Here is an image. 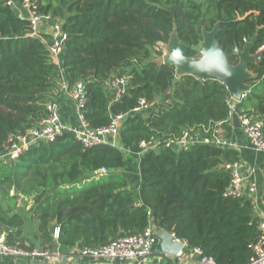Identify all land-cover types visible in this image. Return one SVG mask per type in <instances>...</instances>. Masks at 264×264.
Returning a JSON list of instances; mask_svg holds the SVG:
<instances>
[{
	"label": "trees",
	"instance_id": "trees-1",
	"mask_svg": "<svg viewBox=\"0 0 264 264\" xmlns=\"http://www.w3.org/2000/svg\"><path fill=\"white\" fill-rule=\"evenodd\" d=\"M5 2L0 0V156L6 142L46 118V105L63 85L68 92L78 83L85 94L83 119L91 128L127 114L119 124L120 146L138 154L141 143L159 142L140 159L136 193L120 176L124 152L108 144L84 148L70 133L38 141L14 160L0 158L5 243L28 251L54 245L78 250L152 226L214 264H246L260 230L251 200L226 194L231 176L224 166L237 162L238 153L208 143L185 150L164 146L184 131H206L209 139L214 127L229 133L232 97L222 83L176 77L173 66L156 59L173 32L187 55L198 57L202 33L215 25L230 64L237 63L234 51L246 42L253 41L251 54L263 46L262 58L248 66L255 76L250 89L232 111L264 124V0H37L40 13L67 35L59 64L48 53L49 37L29 36L28 21ZM125 75L126 91L114 101L109 83ZM140 98L152 107L131 114ZM83 181L88 182L77 185ZM32 218L40 247L22 236Z\"/></svg>",
	"mask_w": 264,
	"mask_h": 264
},
{
	"label": "built area",
	"instance_id": "built-area-1",
	"mask_svg": "<svg viewBox=\"0 0 264 264\" xmlns=\"http://www.w3.org/2000/svg\"><path fill=\"white\" fill-rule=\"evenodd\" d=\"M5 4L13 9L20 19L28 21L29 36L40 39L43 35L49 37L51 44L48 46V53L52 61L59 64V57L64 51L67 42V35L61 30L60 25L52 24L49 15L40 13L37 0H6ZM262 48L263 46L259 48L258 51H262ZM129 78L128 75L116 77L109 83L111 90L115 92L114 101L118 100L125 93ZM62 89L66 90L64 85L62 86ZM67 95L71 98L73 103H75L77 108L78 123L76 125L70 126L62 123L59 118L57 104L55 102H50L46 105V118H43L38 123L37 127L18 136L15 141H10V146L6 148L4 154L1 155L0 158L5 161L14 160L32 144L38 141L45 143L52 142L57 136L65 133L74 135L84 148L99 144H108L117 147L124 153L129 152L125 148L119 146L118 143L119 124L127 114L113 115L107 126L91 128L83 119L82 115V107L85 101L83 85L81 83L76 84L71 91L67 92ZM232 100L230 103L231 111L237 102V99L233 97ZM151 107L152 105L144 98H140L137 106L133 108L130 113H148ZM238 119L240 127L246 135L250 147L259 153H264L263 122L258 120L253 121L246 115H240L238 116ZM204 134H206V131L195 134H190L189 132L184 131L180 138L165 141L164 146L174 150H185L195 143H208L217 147H231L233 145L232 143L227 142L228 140L226 139L225 133L219 127L213 128L210 139L205 138ZM158 144V141L151 142L148 145L141 143V152L138 153V155L142 157L145 153L155 150ZM224 169L230 171L231 176L230 187L226 194L234 198L244 196L243 180L246 179V177L239 172L238 162L227 164L224 166ZM104 172L105 169L99 170V173ZM254 190L253 185L247 187V192L249 194H252ZM259 230V237L249 246L251 249V257L246 264H264V221L260 223ZM57 235L58 230L55 229L53 237L56 238ZM169 236L173 242L180 243L183 248L187 247L185 241L176 238L171 233H169ZM156 240L157 233L155 229L152 226H148L139 234L119 238L101 247H85L74 250V254L94 261L141 262L150 256ZM192 250L198 255V257H200L199 262L201 264H214L211 259L203 258L197 249ZM48 255V252L44 250L33 249L27 251L20 248L10 247L5 244L4 235H0V256L48 257ZM55 255L58 258L61 257L60 252H56ZM176 255L181 256L182 252L178 251Z\"/></svg>",
	"mask_w": 264,
	"mask_h": 264
},
{
	"label": "crops",
	"instance_id": "crops-1",
	"mask_svg": "<svg viewBox=\"0 0 264 264\" xmlns=\"http://www.w3.org/2000/svg\"><path fill=\"white\" fill-rule=\"evenodd\" d=\"M164 53L165 52V49ZM163 53V52H162ZM163 53V54H164ZM162 56V55H161ZM165 56V55H163ZM162 56V57H163ZM159 57L156 61L158 62ZM179 77V76H176ZM233 102V100H232ZM55 103L58 107V113L60 121L66 125L74 126L78 123L77 121V108L75 103L67 95L66 90L61 89L59 95L55 99ZM235 103V102H234ZM233 112V111H231ZM230 112V119H231ZM230 132L226 133L227 142L233 145L229 148L235 150L238 153V164L239 172L241 175L245 176L246 179L243 180V193L244 196L251 200L253 206V213L258 219V223L264 221V153H259L253 150L248 142L246 135L244 134L241 127H235L230 121ZM33 145V144H32ZM120 146V145H119ZM122 147V146H121ZM125 167L124 171L126 175H120L125 178L128 182L129 189L131 188L133 192H137L140 176H139V162L141 156L133 153H125ZM118 176V175H113ZM89 181V180H88ZM88 181H83L78 183V186L87 184ZM253 185L254 192L249 194L247 192V187ZM32 202L27 201L26 209H30ZM33 219V218H32ZM258 225V227H259ZM36 221L29 220L26 222L22 236L27 239V243L30 242L33 245H41L38 236L36 235ZM155 229V228H154ZM157 233V240L153 246L150 256H148L144 261H126L117 262L119 264H201L197 254L193 252L190 247H182L180 243H175L172 241L169 233L162 232L155 229ZM53 236V235H52ZM44 251L48 252V257H20V256H0V264H112L106 261H94L87 258L79 257L74 254V250H62L58 249L56 245L51 249L49 246H44ZM178 251L182 252L181 256H177ZM60 252L61 257L58 258L55 253Z\"/></svg>",
	"mask_w": 264,
	"mask_h": 264
},
{
	"label": "water",
	"instance_id": "water-1",
	"mask_svg": "<svg viewBox=\"0 0 264 264\" xmlns=\"http://www.w3.org/2000/svg\"><path fill=\"white\" fill-rule=\"evenodd\" d=\"M218 25L202 33V41L197 49L198 57H189L187 47L179 43L175 32L170 35L165 47V56L158 59V64H168L175 68L176 76L190 75L199 80H212L225 85L231 97L239 100L250 89V82L255 78L248 70V66L259 61L263 53L259 51L251 54L253 41L246 42L242 49H235L236 64H230L227 56L216 40ZM231 120L235 127H240L238 116L231 113ZM6 142L4 148H8ZM12 216V213L9 214ZM112 264H119L111 262Z\"/></svg>",
	"mask_w": 264,
	"mask_h": 264
},
{
	"label": "rangeland",
	"instance_id": "rangeland-1",
	"mask_svg": "<svg viewBox=\"0 0 264 264\" xmlns=\"http://www.w3.org/2000/svg\"><path fill=\"white\" fill-rule=\"evenodd\" d=\"M159 49H161V51L164 53V50H163V49H165V48L162 47V45L160 46ZM163 53H161L162 56L165 55V53H164V54H163ZM162 56H160V57H162ZM160 57H159V58H160ZM123 173L126 174V172H125L124 170L122 171V174H123ZM124 174H123V175H124ZM4 240H5V237H4ZM5 244H6V243H5ZM6 245H7V244H6ZM14 248H18V247H14ZM20 249H22V248H20ZM34 249H36V250H40V249H37V248H34ZM24 250H25V249H24ZM32 250H33V249H32ZM27 251H28V250H27ZM30 251H31V250H30Z\"/></svg>",
	"mask_w": 264,
	"mask_h": 264
}]
</instances>
